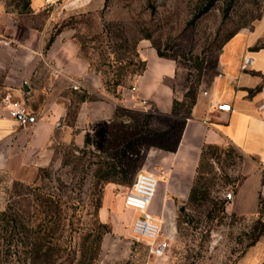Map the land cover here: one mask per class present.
<instances>
[{"label":"rangeland","instance_id":"obj_1","mask_svg":"<svg viewBox=\"0 0 264 264\" xmlns=\"http://www.w3.org/2000/svg\"><path fill=\"white\" fill-rule=\"evenodd\" d=\"M89 1L85 8H70L64 0L47 5L88 9L61 14L51 35L61 25L72 31L79 56L98 76L105 98L114 106L113 115L107 123L89 124L81 132L83 129L75 126L79 99L85 95L88 101H94L99 95L70 85L62 93L67 99L64 129L53 135L48 146L49 161L37 169L30 182L0 174V210L11 201L15 182L29 188L37 186L38 192L56 196L61 205L60 230L51 243L58 252L56 264H264V209L258 206L248 216L226 210L245 177V162L261 171L262 166L236 148L230 153V144L208 152L201 161L196 186L206 197L201 194L194 202L170 201L164 207L159 200V180L153 201L161 222L158 240L168 244L162 257H153L147 243L132 235L131 219L136 214L122 204L124 192L137 172L154 166L146 155L152 149H160L149 146L150 142L169 147L177 141L199 88L214 74L223 43L237 32L246 31L261 37L251 51L264 49V0H234L230 7L227 0ZM209 3L212 6L205 11ZM0 4L12 10V0ZM10 13L24 24L44 23L42 14ZM141 45L175 67L174 80H165L173 84L176 96L169 115L158 112L149 102L124 98L132 92L136 72L142 61L145 63L140 55ZM259 57L264 66V51ZM117 77L121 78V85L113 87ZM30 96L27 101L35 110L47 99L41 92ZM29 113L26 126L32 122L33 114L30 110ZM81 133L83 138L77 141L76 136ZM161 133H166L162 142L157 137ZM123 151L127 162L134 166L129 167L127 179L110 174L106 180H98L101 173L109 171V165L125 163L121 160ZM225 199L228 204L222 213L220 206ZM30 204L29 198L20 203L26 215L31 211ZM37 264L44 262L39 260Z\"/></svg>","mask_w":264,"mask_h":264},{"label":"crops","instance_id":"obj_2","mask_svg":"<svg viewBox=\"0 0 264 264\" xmlns=\"http://www.w3.org/2000/svg\"><path fill=\"white\" fill-rule=\"evenodd\" d=\"M64 2L70 8H85L90 3L89 0ZM30 7L32 16H44L40 26L19 22L0 4V93L23 100L33 114L31 125L21 127L8 116L3 97L0 99V174H9L22 182L32 181L37 169L49 161L48 146L53 135L64 129L67 99L62 93L70 85L77 82L81 90L99 95L94 101L78 104L75 126L83 129L81 132L89 124L107 123L114 112L113 104L102 92L100 79L79 56L70 29L54 34L47 46L51 29L61 14L88 9H57L45 5V0H31ZM258 38L261 37L255 33L240 31L223 43L214 74L199 88L175 150L152 149L147 153L146 159L154 166L141 171L154 175L158 186L160 180L159 200L164 207L170 201H187L201 150L208 145L230 144L244 156L257 159L262 166L263 171L245 162V177L237 187L231 207H226L227 212L254 214L259 199L264 198V106L260 108L264 104V66L259 57L264 49L251 51ZM140 55L145 60V70L136 77L132 92L124 98L149 102L158 112L169 115L176 96L173 84L165 80H174L175 67L146 45H141ZM244 58L252 59L247 69L241 68ZM38 92L47 99L35 110L27 100ZM219 104H229L230 111H218ZM82 138V133L76 136L77 141ZM150 208L158 218L154 201Z\"/></svg>","mask_w":264,"mask_h":264},{"label":"trees","instance_id":"obj_3","mask_svg":"<svg viewBox=\"0 0 264 264\" xmlns=\"http://www.w3.org/2000/svg\"><path fill=\"white\" fill-rule=\"evenodd\" d=\"M3 1V0H0ZM234 0H227L228 7L232 5ZM31 0H12V10L6 9L7 12H16L18 14H27L31 12ZM212 6V3L205 8V11ZM8 8V7H7ZM63 29H67L66 25L58 26L55 32L50 36L47 46L53 39V35L57 34ZM74 39V37H73ZM88 64V63H87ZM89 67V66H88ZM145 70V63L142 61L140 70L136 72V77ZM121 78L117 77L112 83L113 87L121 85ZM88 101L85 95H82L79 99V103ZM176 101H173V106ZM195 101L191 103L190 110ZM189 110V111H190ZM166 133L158 134L159 141L162 142ZM179 138V137H178ZM175 144L169 147H160L150 142L149 146L159 148L163 151L173 152L177 146ZM234 146L230 147L229 152L234 151ZM220 149V147L208 145L202 148L199 164L196 169V176L193 179L192 185L189 190L188 201L194 202L201 194L202 197H206V193H200L197 189L196 183L200 175L201 161L206 157L208 152ZM122 159L125 163L121 164L119 161L117 164L109 165V171L101 173L98 180H106L110 174H120L125 181L129 175V167L132 169V162H127L125 151L122 152ZM131 164V165H130ZM127 166V167H126ZM44 174L46 172L44 171ZM40 178V177H39ZM42 178V177H41ZM24 189L30 191L28 193L19 190ZM21 191V192H20ZM39 187L24 186L20 182L13 183V187L9 196V203L0 210V264H37V261L41 260L44 264H56L59 258L58 252L54 251L51 243L54 234L60 230L61 210L59 199L55 196H51L42 192H38ZM29 198L31 211L27 212V215L20 209V203L27 201ZM228 204V199L221 202V211L225 213V206ZM258 206L264 209V198H260ZM99 208V206H97ZM258 236H256L253 242H256ZM56 256V257H54Z\"/></svg>","mask_w":264,"mask_h":264},{"label":"built area","instance_id":"obj_4","mask_svg":"<svg viewBox=\"0 0 264 264\" xmlns=\"http://www.w3.org/2000/svg\"><path fill=\"white\" fill-rule=\"evenodd\" d=\"M56 0H45L46 5L55 4ZM252 65V59L244 58L241 68L247 69ZM78 89L80 84L72 85ZM2 103L8 109V116L16 123L24 127L29 123V109L23 100H13L10 95H5ZM264 104L260 106L263 108ZM218 111L229 112V104H219ZM264 178V175H263ZM158 187V179L148 173L139 171L134 176L131 185L126 189L122 198V204L127 211L136 214L131 219L130 230L133 236L145 241L149 252L153 257H162L167 250L168 244L165 240H158L161 231V222L150 211V205L154 199Z\"/></svg>","mask_w":264,"mask_h":264}]
</instances>
